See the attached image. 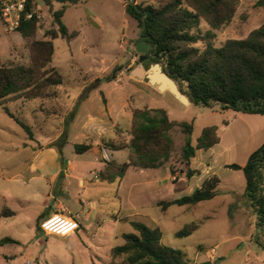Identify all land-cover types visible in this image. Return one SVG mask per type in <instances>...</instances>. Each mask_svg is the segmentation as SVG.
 <instances>
[{
	"label": "rangeland",
	"instance_id": "1",
	"mask_svg": "<svg viewBox=\"0 0 264 264\" xmlns=\"http://www.w3.org/2000/svg\"><path fill=\"white\" fill-rule=\"evenodd\" d=\"M163 1L80 0L63 18L78 35L70 42L62 38L53 41L51 66L64 79L56 88L58 99L19 100L7 105L31 127L33 138L0 107V214L6 205L17 211L14 216L0 215V240L9 237L16 241L0 246V264H129L125 256L114 257L113 250L125 244V234L137 233L132 222L159 229L161 243L182 251L185 260L193 264H264V234L258 230L255 210L246 197L244 174L228 168L244 166L250 154L264 144V116L221 111L217 104H184L168 88L159 91L133 75L135 69L147 71L155 62L148 59L150 48L146 59L139 61L136 46L141 29L126 13V6L158 7ZM36 3L41 18L35 38L47 40L46 32L58 28L53 13L61 3ZM263 25L262 0H240L230 23L217 30L204 18L200 21L203 33L214 34L216 47L228 40L246 39ZM29 61L28 45L20 33L5 32L0 25V64L28 65ZM116 67L121 70L108 82ZM159 108L166 109L177 123H193L194 146L209 126L217 127L220 142L207 151L197 150L187 164L182 158L185 134L177 125L170 131V158L161 168L131 167L120 181L110 184L100 180L103 164L95 161L98 154L100 161L117 165L128 163L131 156L129 148L110 151L104 142L119 139L121 145H128L133 111ZM75 144H89L92 149L77 154ZM59 145L62 152L57 151L56 157L52 150ZM104 150L108 160L101 157ZM68 161L75 162V171ZM57 163L67 170L71 183L67 187V180L58 178L50 205L63 204L72 214L59 213L73 216L80 225L67 236L46 235L39 229L43 220L37 217L47 211L43 182L24 186L9 181L31 164L48 170ZM82 174L85 186L79 187ZM214 176L220 180L214 199L166 210L158 206L161 201L191 195ZM3 190L15 194L12 203L2 196ZM190 225L197 226L190 236H177Z\"/></svg>",
	"mask_w": 264,
	"mask_h": 264
},
{
	"label": "trees",
	"instance_id": "2",
	"mask_svg": "<svg viewBox=\"0 0 264 264\" xmlns=\"http://www.w3.org/2000/svg\"><path fill=\"white\" fill-rule=\"evenodd\" d=\"M44 1L51 3V0ZM56 1L62 4L53 13V21L58 28L46 32L47 40L35 38L38 29L36 19L23 22L17 31L27 42L29 64H0V107L30 134V138H33L31 127L15 117L7 105L19 100L58 99L56 88L63 85L64 79L59 70L51 66L55 52L53 41L62 38L70 42L78 35L69 31L63 18L67 7L77 5L79 0ZM239 1L164 0L158 7L127 5L126 13L139 24L140 41L150 48L148 59L163 64L164 71L179 84V89L192 104L205 107L217 104L221 111L264 116V25L246 39L228 40L220 47L215 46L212 31L203 33L200 27L202 18L212 30L227 25ZM119 70L121 67H116L107 81H114ZM177 125L185 134L182 158L187 164L195 158L197 150L207 151L220 142L216 126L204 128L194 146L193 123H177L163 108L135 109L128 145H121L119 139L104 142V148L110 151L129 148V162L122 165L106 162L99 173L100 180L110 184L120 181L131 167L142 170L161 168L170 158V131ZM91 148L89 144L74 145L77 154H84ZM228 168L243 172L246 197L255 210L258 230L264 234V144L250 154L244 166L232 164ZM219 183L218 177H211L191 195L161 201L158 206L166 210L171 206H190L212 200L218 195ZM13 214L5 208L1 216ZM132 226L137 233L124 235L125 244L113 250L114 257L125 256L129 264H193L185 260L182 251L161 243L159 229H152L141 222H132ZM196 228V225L187 226L177 236H190ZM15 242L5 237L0 240V246Z\"/></svg>",
	"mask_w": 264,
	"mask_h": 264
},
{
	"label": "built area",
	"instance_id": "3",
	"mask_svg": "<svg viewBox=\"0 0 264 264\" xmlns=\"http://www.w3.org/2000/svg\"><path fill=\"white\" fill-rule=\"evenodd\" d=\"M36 0H0V19L6 32H15L26 21L40 20L41 14L36 10ZM103 156L108 160L105 150ZM77 220L70 215L55 213L44 219L41 230L46 235L67 236L75 233L79 229ZM66 229H70L64 232Z\"/></svg>",
	"mask_w": 264,
	"mask_h": 264
},
{
	"label": "crops",
	"instance_id": "4",
	"mask_svg": "<svg viewBox=\"0 0 264 264\" xmlns=\"http://www.w3.org/2000/svg\"><path fill=\"white\" fill-rule=\"evenodd\" d=\"M80 1V0H79ZM79 3V2H78ZM72 6H76V5H69L67 7V10L72 7ZM61 7H62V4H61ZM66 10V12H67ZM66 14V13H65ZM65 16V15H64ZM0 25L3 26V23L0 19ZM4 27V26H3ZM69 29V28H68ZM5 30V28H4ZM70 32H72L71 30H69ZM6 32V30H5ZM60 146V145H59ZM92 149V148H91ZM90 149V150H91ZM89 150V151H90ZM57 151H59V148L57 147V149H53L52 152L53 154L57 157ZM61 152H62V149H61ZM106 152V151H105ZM107 154V153H106ZM54 156V157H55ZM99 156L100 154H98V156L95 157V161L96 162H102L103 166L102 168L100 169L99 172H101L103 169H104V165L106 162H103V161H100L99 160ZM102 159L103 160H106L103 156V153H102ZM68 166L73 170L75 171L77 169V165L75 164V162L73 161H68L67 162ZM44 165V164H43ZM41 165V166H43ZM40 168L38 166H36L35 164H31V166L29 168H27V170L25 172H21L19 174H16L15 176H13L12 178L9 179L10 182H13V183H16V184H22L24 186H28L30 183L36 181V182H43L44 183V186H43V189H42V194L45 198L44 200V204L46 205V209L47 211L46 212H42L38 215V220L40 218H43V219H46L48 218L49 216L55 214V213H59L61 212L62 210H65L66 212L68 211L66 209V207L61 204V203H58V204H55V205H50V202L49 200H51L53 197V194H52V191H53V186L55 185V183L57 182L58 178L60 177L61 173H63V176L62 178H64L65 180L68 179V173H67V170L66 169H63L61 167L60 164L57 163L56 166H53L52 169H49L47 168L48 170H39ZM80 179L78 180L79 181V187H84L85 186V180H84V175L82 174L81 176H79ZM97 180H99L97 178ZM71 182L70 181H65V184L68 185L70 184ZM2 196L5 198L6 201H9L10 203H12V200H14V196L15 194L12 193L10 190H3L2 192ZM18 199V198H16ZM28 202H30V200H26ZM56 201V200H55ZM6 209H9L10 211H12L14 215H16L17 211L14 210L10 205H6L5 207ZM3 208V209H5ZM3 210H1V213H2ZM68 213H70L68 211ZM72 214V212L70 213ZM1 215V214H0ZM71 216V215H70ZM42 219V220H43Z\"/></svg>",
	"mask_w": 264,
	"mask_h": 264
},
{
	"label": "water",
	"instance_id": "5",
	"mask_svg": "<svg viewBox=\"0 0 264 264\" xmlns=\"http://www.w3.org/2000/svg\"><path fill=\"white\" fill-rule=\"evenodd\" d=\"M133 1L134 0H132V2ZM148 50V44L141 41L138 42L136 51L141 54L139 59L140 62L146 59ZM133 75L139 79H145L149 85L156 87L159 91H164L168 88L169 91L184 104L191 103L189 98L181 92L176 82L164 71L160 63H155L147 71L142 68H137L133 71Z\"/></svg>",
	"mask_w": 264,
	"mask_h": 264
}]
</instances>
